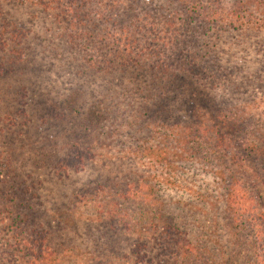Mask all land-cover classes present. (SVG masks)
Here are the masks:
<instances>
[{
	"label": "trees",
	"instance_id": "trees-1",
	"mask_svg": "<svg viewBox=\"0 0 264 264\" xmlns=\"http://www.w3.org/2000/svg\"><path fill=\"white\" fill-rule=\"evenodd\" d=\"M0 264H264V0H0Z\"/></svg>",
	"mask_w": 264,
	"mask_h": 264
}]
</instances>
